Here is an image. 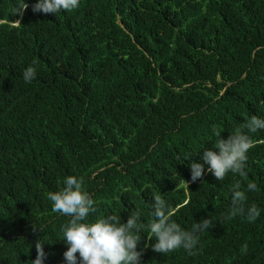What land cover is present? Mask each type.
<instances>
[{
	"label": "trees",
	"instance_id": "obj_1",
	"mask_svg": "<svg viewBox=\"0 0 264 264\" xmlns=\"http://www.w3.org/2000/svg\"><path fill=\"white\" fill-rule=\"evenodd\" d=\"M37 2L0 0V264H31L37 240L43 264H67L69 217L47 193L68 175L96 201L89 222L140 211L141 264H264V130L242 129L255 141L246 177L217 181L205 164L192 182L190 170L214 127L227 139L264 119V0H79L57 14ZM237 181L260 189L246 191L254 223L224 219ZM158 194L184 230L213 220L198 254L152 250Z\"/></svg>",
	"mask_w": 264,
	"mask_h": 264
},
{
	"label": "clouds",
	"instance_id": "obj_2",
	"mask_svg": "<svg viewBox=\"0 0 264 264\" xmlns=\"http://www.w3.org/2000/svg\"><path fill=\"white\" fill-rule=\"evenodd\" d=\"M79 7V0H38L32 6L34 13L57 14L61 11H72ZM28 5L23 2L16 9V14L23 16ZM19 20L14 25H18ZM36 77V68L27 67L23 72V79L30 83ZM249 133L264 130V119L255 115L251 116L241 129L231 133L227 139L221 138V132L215 127L213 134L216 141L213 148H206L201 159L204 163H191V181L195 182L203 177L205 164L207 171L217 181L224 180L229 173L246 177L245 171L248 152L255 147ZM186 183V182H185ZM187 184V183H186ZM63 188L59 191H49L47 199L52 202V211L69 217L68 222L61 226L62 240L68 245L64 252L67 264H141L143 249H138L141 241L140 231L144 225L140 224L141 213L135 211L130 214L127 222H122L121 217L110 215L106 218L89 222V216L97 211L96 201L84 188L83 178L68 175L63 180ZM255 182L247 184V192H258ZM246 191L237 181L231 188L232 204L224 219L232 220L236 216L246 218L249 223H254L261 214V209L255 204L245 208L248 199ZM153 219L147 225L148 239L155 237L151 244L154 252L168 254L183 248L188 255L198 254L200 234L214 227L211 218H204L192 225L191 230H184L178 223L171 219L172 210L161 195L154 196L151 205ZM34 227V231H35ZM44 243L37 240L35 244L37 256L31 264H43L46 254ZM145 247H148L145 245ZM247 249V245L244 246Z\"/></svg>",
	"mask_w": 264,
	"mask_h": 264
}]
</instances>
